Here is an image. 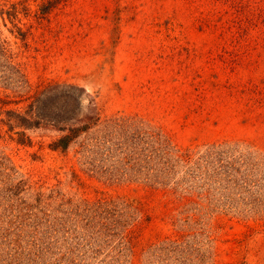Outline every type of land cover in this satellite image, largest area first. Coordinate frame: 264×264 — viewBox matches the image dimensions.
<instances>
[{
  "label": "rangeland",
  "instance_id": "obj_1",
  "mask_svg": "<svg viewBox=\"0 0 264 264\" xmlns=\"http://www.w3.org/2000/svg\"><path fill=\"white\" fill-rule=\"evenodd\" d=\"M48 5L0 0V264H264V0Z\"/></svg>",
  "mask_w": 264,
  "mask_h": 264
},
{
  "label": "trees",
  "instance_id": "obj_2",
  "mask_svg": "<svg viewBox=\"0 0 264 264\" xmlns=\"http://www.w3.org/2000/svg\"><path fill=\"white\" fill-rule=\"evenodd\" d=\"M60 1L62 0H49V5L50 7H52L53 5L59 3ZM23 122L25 123H28V121H26V119H23ZM29 124V123H28ZM70 133L69 134H66V135H63L61 136L59 139H57L56 141H54L52 144H51V147L53 149H65L69 142L76 136L77 133H75V131L73 129H70L69 130ZM74 132V133H73Z\"/></svg>",
  "mask_w": 264,
  "mask_h": 264
},
{
  "label": "water",
  "instance_id": "obj_3",
  "mask_svg": "<svg viewBox=\"0 0 264 264\" xmlns=\"http://www.w3.org/2000/svg\"><path fill=\"white\" fill-rule=\"evenodd\" d=\"M72 93H73L74 95H76V94H77L75 91H72Z\"/></svg>",
  "mask_w": 264,
  "mask_h": 264
}]
</instances>
